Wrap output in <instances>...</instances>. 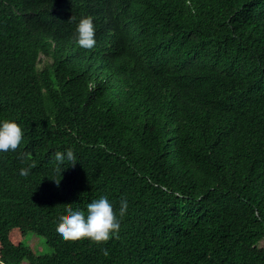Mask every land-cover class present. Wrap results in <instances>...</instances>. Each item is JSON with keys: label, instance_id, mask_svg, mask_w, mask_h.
Segmentation results:
<instances>
[{"label": "trees", "instance_id": "1", "mask_svg": "<svg viewBox=\"0 0 264 264\" xmlns=\"http://www.w3.org/2000/svg\"><path fill=\"white\" fill-rule=\"evenodd\" d=\"M0 117V264H264V0H0ZM101 195L117 236L58 235Z\"/></svg>", "mask_w": 264, "mask_h": 264}, {"label": "clouds", "instance_id": "2", "mask_svg": "<svg viewBox=\"0 0 264 264\" xmlns=\"http://www.w3.org/2000/svg\"><path fill=\"white\" fill-rule=\"evenodd\" d=\"M75 42L84 50H92L96 46V30L91 18L82 16L78 20ZM23 137V128L16 119L0 117V153L17 149ZM54 159L57 169H63V175L66 168L74 167L77 163L75 154L71 150L57 154ZM65 164L69 166L64 167ZM19 171L23 176L30 173L27 167H22ZM52 178L59 187L61 179ZM119 203L117 210L107 196L101 195L88 202L85 209L68 207L67 214L60 217L56 231L65 239L88 238L97 242L107 241L119 234L121 218L128 210L129 202L126 197H122Z\"/></svg>", "mask_w": 264, "mask_h": 264}, {"label": "rangeland", "instance_id": "3", "mask_svg": "<svg viewBox=\"0 0 264 264\" xmlns=\"http://www.w3.org/2000/svg\"><path fill=\"white\" fill-rule=\"evenodd\" d=\"M23 241L37 253L43 254L50 251V247L46 244L44 237L32 231L25 233Z\"/></svg>", "mask_w": 264, "mask_h": 264}]
</instances>
